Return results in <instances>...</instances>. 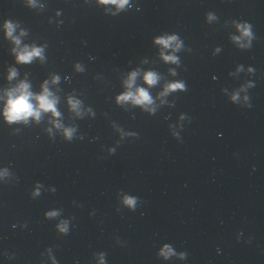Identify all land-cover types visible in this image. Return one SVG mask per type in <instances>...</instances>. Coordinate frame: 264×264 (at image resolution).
Instances as JSON below:
<instances>
[{
    "label": "clouds",
    "instance_id": "obj_1",
    "mask_svg": "<svg viewBox=\"0 0 264 264\" xmlns=\"http://www.w3.org/2000/svg\"><path fill=\"white\" fill-rule=\"evenodd\" d=\"M27 6L31 8H42L43 5L37 3V0H26ZM98 5L105 6L106 10L109 8H115V12L112 15H117L120 12L127 10L131 4L130 0H96ZM59 15V13H57ZM206 22L210 23L217 19V16L213 12H207L205 14ZM236 31L239 35H231L230 40L236 44L240 49H250L252 47V41L256 39L253 31L252 25L246 21L237 22L232 21ZM4 36L7 40L11 42L13 47L11 48V53L15 57L16 64L28 65L33 63L35 60H39L43 63L46 60L45 48L46 45L37 46L35 44H25L22 43V38L28 35L26 29L20 27L18 21H13L11 19H6L2 25ZM19 29V32L17 30ZM154 43L160 46V58L168 64L180 65V59L176 53L184 49V42L177 34L171 35H161L155 38ZM191 49H189L190 51ZM220 49L216 48L215 52H219ZM167 53V54H166ZM77 71H82L83 69L79 64L76 65ZM243 70V66H237L236 71L240 72ZM255 69L248 68L249 73H253ZM171 75H177L175 69H169ZM20 73L16 67H9L7 70V80L9 82L17 81L13 86L0 89L2 95H0V100H3V109L0 115L3 116L6 123L9 125L15 123L28 124L30 120L39 123L45 114H50V123L56 129H62L63 136L66 140L71 141L73 139L75 128L65 127L61 122V112L58 110L59 97L55 92L51 90L52 85H57L60 82V77L53 74L50 79H46L40 85V91L34 92L32 90V85L25 76L24 79H17ZM141 75L139 69L131 71L128 73L127 78L124 79L123 85L125 91L117 95L115 101L118 105L131 104L133 106H139L143 111L148 112L150 115H154L157 107L155 104V99L149 92V88L154 87L161 80V76L155 71H146L143 73V81L148 86L140 87L136 85L137 77ZM229 75H234V73H229ZM255 84L251 81L242 85L239 89L234 90L230 95V101L233 104L240 103L241 92H246L248 88L254 87ZM176 91H187V87L184 81L177 80L167 82L163 86V90L158 93V98L161 99V104L166 103L163 99L169 94ZM226 92L227 90L224 89ZM245 107L250 108L252 105L249 102V97L245 95L243 97ZM67 104L70 109L77 117H82L84 112L87 111L89 114L94 115L91 109L84 110L82 101L75 98L74 96L67 97ZM181 120L185 119V115L181 114ZM51 133V128L48 129ZM174 136L178 137V133H173ZM110 152L114 149H110ZM10 175L7 168L0 170V179H3ZM43 187L42 184H37L36 188L31 193L32 197L35 198L39 196L40 189ZM52 192L56 189L52 188ZM139 202V198L133 195H123L121 204L127 207L130 211H135ZM48 219H53L61 215L60 210L48 211L45 214ZM70 221L67 219L61 220L57 225V230L62 234H68ZM159 255L164 259H168L172 256L179 255L181 259L185 258L186 253L177 254L173 247L169 244H165L159 251ZM104 253H100V264H104Z\"/></svg>",
    "mask_w": 264,
    "mask_h": 264
}]
</instances>
